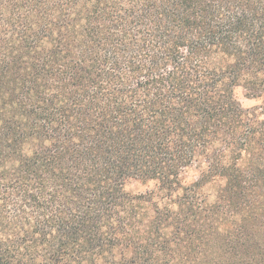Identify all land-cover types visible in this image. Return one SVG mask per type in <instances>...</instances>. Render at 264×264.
Masks as SVG:
<instances>
[{"label": "trees", "instance_id": "1", "mask_svg": "<svg viewBox=\"0 0 264 264\" xmlns=\"http://www.w3.org/2000/svg\"><path fill=\"white\" fill-rule=\"evenodd\" d=\"M0 264H264V0H0Z\"/></svg>", "mask_w": 264, "mask_h": 264}, {"label": "rangeland", "instance_id": "2", "mask_svg": "<svg viewBox=\"0 0 264 264\" xmlns=\"http://www.w3.org/2000/svg\"><path fill=\"white\" fill-rule=\"evenodd\" d=\"M236 95L245 108H251L259 104L257 100L248 99L246 97V92L243 89H238L236 91ZM187 178L189 181H194L197 178V175L194 172H191L187 174ZM154 187V183L143 184L139 181H133L128 185L127 189L134 194H145L152 190Z\"/></svg>", "mask_w": 264, "mask_h": 264}]
</instances>
